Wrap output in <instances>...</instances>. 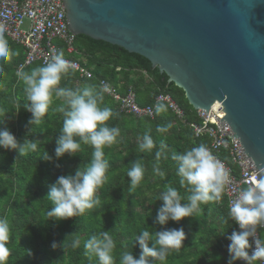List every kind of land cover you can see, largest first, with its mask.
<instances>
[{"label": "trees", "instance_id": "trees-1", "mask_svg": "<svg viewBox=\"0 0 264 264\" xmlns=\"http://www.w3.org/2000/svg\"><path fill=\"white\" fill-rule=\"evenodd\" d=\"M6 40L13 54L8 59H0V108L6 112L0 128H7L20 143L25 138L39 142L52 160L42 159L40 151L22 157L18 150L0 148V217L6 218L10 225L6 242L9 255L5 264H98L95 257L84 255L83 244L90 235L100 231H109L112 235L116 242V264H119L122 251L131 250L136 258L139 257L141 249L134 236L142 230L156 232L181 227L185 231L183 246L172 250L164 264H229L231 241L228 237L237 230L231 220L224 223L227 218L225 196L221 202L202 204L201 211L193 217L169 221L166 225L155 223L163 203L158 196L167 185L177 188L182 196L190 194L186 187L179 185L173 154L201 144L208 145L207 137H195L190 126L200 124L196 111L188 105L182 90L169 83L167 76L156 67L152 68L148 60L85 36H77L73 46L81 62L91 68L94 79L80 80L69 71L62 77L59 87L75 89L85 84L97 85L96 79L102 78L123 95L132 90L140 107L151 106L156 96L166 94L182 110L183 120L177 119L167 107L165 112L157 114L155 111L152 119L124 115L105 95L101 106L111 108L116 114L107 123L119 128L120 135L115 143L104 148L109 168L106 182L97 193L101 203L77 217L48 219L46 213L53 206L46 199L50 185L59 176L74 173L78 167L88 164L93 149L90 145H82L74 156L55 157L56 138L63 122L62 114L56 111L61 101L55 97L43 122L33 127L28 124L31 113L24 108V85L16 74V67L23 58L22 51ZM38 66L33 65L23 72ZM158 125L170 127L167 132L159 133L156 131ZM149 130L155 146L141 152L138 145ZM222 159H226L224 154ZM136 160L144 165L145 173L141 183L132 190L127 171ZM157 166L164 173L163 177L155 171ZM52 242L57 244L55 249L51 248ZM149 259L150 264H160L158 260ZM231 264L241 263L238 259Z\"/></svg>", "mask_w": 264, "mask_h": 264}, {"label": "clouds", "instance_id": "clouds-1", "mask_svg": "<svg viewBox=\"0 0 264 264\" xmlns=\"http://www.w3.org/2000/svg\"><path fill=\"white\" fill-rule=\"evenodd\" d=\"M12 54L8 41L0 36V59H8ZM71 67L61 51L30 72L17 73L24 85V108L31 113L28 124L32 127L43 122L54 97L61 101L56 108L62 114L63 122L56 138L55 157L59 159L65 154L74 156L82 145H90L93 149L88 164L78 167L74 173L59 176L50 185L46 199L53 206L46 216L53 221L80 216L86 210L100 205L97 193L106 182L109 168L104 148L115 143L120 135L119 128L107 123L116 114L111 108L101 106L105 94L111 91L109 84H85L75 89L59 87L62 77ZM155 111L157 114L167 111L166 105L157 103ZM5 116V110L0 108V123H3ZM169 127L170 125H158L156 131L165 133ZM154 146L149 130L143 135L138 147L144 152L152 150ZM0 148L18 150L22 157L40 151L42 159L52 160V156L41 148L39 142L25 138L20 143L7 128H0ZM172 160L177 162L179 185L186 187L190 194L182 196L177 188L167 185L158 196V200L163 202L155 219V223L159 225L193 217L201 211L202 204L221 202L228 184L229 178L223 164L203 144L186 149L180 154H173ZM155 171L161 177L164 176L158 166ZM144 173L145 167L139 160L131 163L127 171L130 189L134 190L141 183ZM228 220L234 221L240 229L233 231L228 237L231 241L228 246L231 255L229 264L238 259H243L247 264L264 261V239L255 238L257 228L264 229V178H260L255 187L239 190L236 197L229 200L224 223ZM9 235L8 220L0 217V264H5L9 255L6 246ZM250 238L255 244L251 254ZM184 240L183 227L156 232L142 230L134 236V241L138 242L141 249L139 257L136 258L131 250L122 251L119 254V264H150L149 258L164 264L169 253L180 249ZM56 247V242H52L51 248ZM115 249L116 242L109 231L94 233L83 244L84 255L95 257L98 264H116Z\"/></svg>", "mask_w": 264, "mask_h": 264}, {"label": "water", "instance_id": "water-1", "mask_svg": "<svg viewBox=\"0 0 264 264\" xmlns=\"http://www.w3.org/2000/svg\"><path fill=\"white\" fill-rule=\"evenodd\" d=\"M74 36L148 60L230 127L264 178V0H60Z\"/></svg>", "mask_w": 264, "mask_h": 264}, {"label": "built area", "instance_id": "built-area-1", "mask_svg": "<svg viewBox=\"0 0 264 264\" xmlns=\"http://www.w3.org/2000/svg\"><path fill=\"white\" fill-rule=\"evenodd\" d=\"M65 15V8L60 0H0V36L18 46L23 55L16 67V74L36 64L41 66L62 51L64 59L72 66L69 71H73L78 79H94L91 68L76 55L73 46L76 36L68 31ZM96 82L97 85L102 82L109 84L102 78L96 79ZM109 85L111 91L105 95L115 104L119 113L137 119H152L155 105L163 103L177 119L183 120L182 110L169 95L159 94L153 105L140 107L132 90L129 89L123 95L114 85ZM196 115L200 124L190 125L195 137H207L209 142L206 147L223 164L228 174L224 194L228 207L229 200L234 199L239 190L257 185L259 179L255 174L254 163L222 118L217 117L210 109L208 112L196 110ZM223 154L226 156L225 160L222 159ZM232 223L240 231L239 226L234 221ZM260 229L257 228L256 239H261ZM250 244L249 254L255 247L252 238ZM239 263L243 264L244 260L239 259ZM256 263L264 264V261Z\"/></svg>", "mask_w": 264, "mask_h": 264}, {"label": "rangeland", "instance_id": "rangeland-1", "mask_svg": "<svg viewBox=\"0 0 264 264\" xmlns=\"http://www.w3.org/2000/svg\"><path fill=\"white\" fill-rule=\"evenodd\" d=\"M142 95L144 96V95H145V93H142ZM260 235H261V236H260V237H261V239H264V232H261V233H260Z\"/></svg>", "mask_w": 264, "mask_h": 264}]
</instances>
